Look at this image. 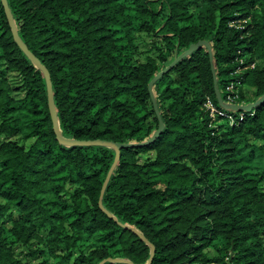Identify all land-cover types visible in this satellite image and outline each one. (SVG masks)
Returning a JSON list of instances; mask_svg holds the SVG:
<instances>
[{"label": "trees", "instance_id": "1", "mask_svg": "<svg viewBox=\"0 0 264 264\" xmlns=\"http://www.w3.org/2000/svg\"><path fill=\"white\" fill-rule=\"evenodd\" d=\"M7 1L50 73L65 138H150L149 81L199 40L210 43L216 86L205 47L164 72L153 86L168 81L156 97L162 132L120 149L101 195L114 149L56 139L44 74L14 41L0 0V264H28L17 246L34 247L36 264H147L151 247L127 226L153 244L149 264H264V99L234 112L236 125L210 127L202 109L207 98L220 107L215 89L222 98L239 65L255 94L241 99L264 95V65L249 66L264 62V0ZM139 33L164 44L158 57L135 59ZM217 239L225 255L210 257Z\"/></svg>", "mask_w": 264, "mask_h": 264}, {"label": "water", "instance_id": "2", "mask_svg": "<svg viewBox=\"0 0 264 264\" xmlns=\"http://www.w3.org/2000/svg\"><path fill=\"white\" fill-rule=\"evenodd\" d=\"M3 9H4V13L6 15V19L7 22L9 24V27L11 29V33L13 36L14 41L17 43V45L19 46V48L22 50V52L28 57V59L37 67L39 68L43 74H44V78H45V82H46V88H47V96H48V105H49V112H50V117H51V121H52V127H53V131L56 135V139L63 145L65 146H93V145H102V146H108L111 147L112 149H114L115 151V156H114V160L107 172L106 178L104 180L102 189H101V195L103 194L106 185L110 179L111 174L113 173L116 164L119 160V151L121 148H127V147H138V146H142V145H146L149 144L151 142H153L154 140H156L158 138V136L160 135V133L162 132L163 128H164V123L161 119L160 116V112L158 110L157 107V103H156V99L153 93V86L155 81L160 78L164 72L168 71L169 69H171L176 62H178L181 58L189 55L190 53H192L193 51L200 49L201 47H205L207 49L208 55H209V60L211 63L210 69H211V73H212V77H213V81H214V85L216 86V72H215V67L213 64V53H212V49L210 46V43L207 40H199L196 43L191 44L186 50H184L182 53H180L166 68H164L162 71H160L158 74H156L148 83V91L150 94V98L152 100V105L153 108L155 110L156 116L158 118V126L157 129L151 134L150 138H148L147 140L143 141V142H114V141H110V140H102V139H82V140H77V139H69V138H65L62 136L59 125H58V118H57V111L55 108V103H54V96H53V89H52V83H51V78H50V73L48 72V70L46 69L45 66H43L41 64V62L36 58V56L28 49V47L22 42V40L19 37L18 31H17V27L15 24V21L13 19L12 13L10 11L9 5H8V1L7 0H1ZM216 92V97H217V101L219 103V105L224 106L225 108L229 109V110H233V111H245V112H250L251 110L257 108V106L261 103V101L264 99V95L260 96L257 100L253 101V102H248L246 104H225L222 101V98L219 94L218 89H215ZM100 207L103 209L101 203H100ZM110 216V215H109ZM127 228L133 230L136 234H138L140 236V238L142 240H144L150 247H151V255L150 258L148 260L149 264L152 260V256L154 254V246L153 244H151L150 242H148V240L139 233L138 230L127 226ZM105 261H120V259L118 258H107L105 260H102L101 262H99L98 264H102ZM130 264H133L132 262L129 261Z\"/></svg>", "mask_w": 264, "mask_h": 264}, {"label": "rangeland", "instance_id": "3", "mask_svg": "<svg viewBox=\"0 0 264 264\" xmlns=\"http://www.w3.org/2000/svg\"><path fill=\"white\" fill-rule=\"evenodd\" d=\"M135 43H136V47H135V50L133 52V55H134L135 59L138 60V61L145 60L147 56L158 57L160 50H163V48H164V44L162 42H160L159 39H157L155 36H152V35H149V34H145V33H139L136 36V38H135ZM176 55L177 54L174 51V52L170 53L169 58L175 57ZM263 65H264V62L262 60H256L255 66L261 67ZM167 84H168V81H166L163 85L159 86L157 91L153 90L155 99H156L158 94L162 91V89ZM253 89L254 88L246 87L245 85H243V87L241 88L243 93L250 100L255 97ZM258 98L259 97H256L253 101L257 100ZM253 101H250V102H253ZM162 103H163L164 107H166L168 105V101L167 100L166 101H162L161 104ZM148 123L154 128L153 131H155L157 129V128H155L156 127V123L152 119V116L148 118ZM153 156H154V153L142 154V158H144V159L147 158V157H153ZM261 186L264 189V181L262 182ZM0 202H2V199H0ZM41 233L44 234L43 232H41ZM219 245H220V240H218V239L215 240L214 243L209 245L205 249L207 251L208 256H210V257H221V256H224L225 252L222 251L221 253H219L218 250L216 249V247L219 246ZM33 249H34V247L17 246L15 248V252H16L17 257H18V259L20 261L28 263V264H36L37 262H40L42 260V257H40L39 255H36V256L32 257L31 255H29L30 252ZM50 262H51V264H57V260L54 259V258H51ZM212 263L218 264L216 262H212ZM208 264H211V263H208Z\"/></svg>", "mask_w": 264, "mask_h": 264}, {"label": "built area", "instance_id": "4", "mask_svg": "<svg viewBox=\"0 0 264 264\" xmlns=\"http://www.w3.org/2000/svg\"><path fill=\"white\" fill-rule=\"evenodd\" d=\"M242 21L237 22H231L229 23L230 26H239ZM242 64V61H240ZM251 68L255 67V62L251 63L249 65ZM242 67L239 65L236 69H234L230 75L232 76V79L226 84L224 88V94L222 97V101L225 104H246L248 102H245L241 99V88L243 87V82L241 78L239 77V74L242 71ZM202 109L204 113L207 115L209 120V126L215 127L218 123L221 122H227L229 125H236L237 120L236 116L234 115V112L238 114L239 117H243L245 113H252L253 110L250 112L245 111H233L225 108L224 106L220 105V107L216 106L209 98L205 100V102L202 104ZM184 264H201L198 262H186ZM215 264V263H211Z\"/></svg>", "mask_w": 264, "mask_h": 264}]
</instances>
